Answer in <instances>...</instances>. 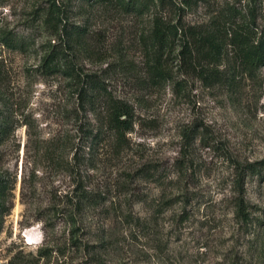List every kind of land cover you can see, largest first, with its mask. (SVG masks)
Wrapping results in <instances>:
<instances>
[{"label":"rangeland","instance_id":"374dc122","mask_svg":"<svg viewBox=\"0 0 264 264\" xmlns=\"http://www.w3.org/2000/svg\"><path fill=\"white\" fill-rule=\"evenodd\" d=\"M132 1L0 0V38L23 43L0 44V109L15 124L0 145L15 180L0 264H264V61L252 65L264 0ZM155 15L191 30L187 57L177 37L156 49ZM61 24V62L133 114L123 142L82 165L96 203L71 217L51 202L75 175L44 154L76 104L71 77L40 67Z\"/></svg>","mask_w":264,"mask_h":264},{"label":"trees","instance_id":"16d2710c","mask_svg":"<svg viewBox=\"0 0 264 264\" xmlns=\"http://www.w3.org/2000/svg\"><path fill=\"white\" fill-rule=\"evenodd\" d=\"M130 5L133 7L135 0ZM56 33L58 42L42 58L40 67L45 71H61L65 76L71 77L78 87L76 86L75 90L76 104L66 116L71 127L48 138L46 146L44 145V154L48 162L55 163L58 168L75 175L73 178L75 180H72V184L75 183V185L60 195L61 200L56 199L51 202L54 208L52 212L66 213L68 217H71L72 213H80L84 208L96 203V196L90 194V191H87L84 186L81 187L82 176L80 171H82V165L87 166L88 169H93L95 167L93 160L106 143L108 144L113 140L116 144H121L126 133L131 130L133 114L127 103L113 98L98 80L87 74L81 75L73 63L61 62L65 45H67L62 34L69 33L66 32V24H61ZM70 34L74 39L76 38V34H72V32ZM151 35L156 44V49L160 51L167 46V43L170 44L177 37L181 40V57H187L190 53L188 38L192 35L191 30L185 32L183 26H179L177 23L166 22L155 15L152 17ZM0 44L12 49L21 50L23 48L22 41H15V38L9 34L1 36ZM55 49L57 50L55 51ZM263 61L264 46L259 44L255 48L252 65L259 67ZM156 64L157 57L154 61V67ZM14 127L12 113L3 107L0 109V145L7 140ZM256 172L260 173L259 171ZM243 173L245 170L241 171L239 176ZM14 182V177L9 178L5 174H0V231L3 218L12 207L11 191ZM57 206L60 208L55 209ZM238 210H241L240 204Z\"/></svg>","mask_w":264,"mask_h":264}]
</instances>
